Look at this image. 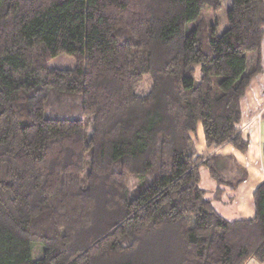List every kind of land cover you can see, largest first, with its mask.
I'll list each match as a JSON object with an SVG mask.
<instances>
[{
	"label": "trees",
	"instance_id": "trees-1",
	"mask_svg": "<svg viewBox=\"0 0 264 264\" xmlns=\"http://www.w3.org/2000/svg\"><path fill=\"white\" fill-rule=\"evenodd\" d=\"M207 8L221 0H0V264L264 263V183L255 218L228 222L210 202L243 178L195 148L201 127L206 149H247L264 0H232L220 35ZM61 55L73 67L49 68Z\"/></svg>",
	"mask_w": 264,
	"mask_h": 264
},
{
	"label": "crops",
	"instance_id": "crops-1",
	"mask_svg": "<svg viewBox=\"0 0 264 264\" xmlns=\"http://www.w3.org/2000/svg\"><path fill=\"white\" fill-rule=\"evenodd\" d=\"M261 70L252 78L248 89L240 101L241 118L237 126L238 134L246 141L247 149L239 152L232 145H223L217 150L204 147L199 154H219L227 156L225 177L228 179L239 175L242 183L232 192L222 191L217 199L211 200L214 211L228 222L252 220L255 218L254 190L264 183L262 144L264 141V37L260 46ZM201 145V146H202ZM201 148V147H200ZM240 171V172H239ZM201 187L213 192L216 183L206 171L205 181L200 178ZM205 183V184H204ZM245 264H264L248 260Z\"/></svg>",
	"mask_w": 264,
	"mask_h": 264
},
{
	"label": "rangeland",
	"instance_id": "rangeland-1",
	"mask_svg": "<svg viewBox=\"0 0 264 264\" xmlns=\"http://www.w3.org/2000/svg\"><path fill=\"white\" fill-rule=\"evenodd\" d=\"M231 2H232V0H221L222 9L218 12L212 13V11L209 10L208 8L204 9L200 15L199 20L202 19L204 21V23H206V24L207 23L212 24V23L216 22L217 25L215 26L216 27L215 30H217L218 35L222 34L224 32V29L227 27L226 13L231 8ZM192 24H194V23H192ZM73 64H74V60H72L68 56L61 55V57L50 60L48 67L49 68H56V69H60V70L71 69L73 67ZM145 84L142 86L143 90H145L147 88V86ZM196 136H197V140L195 141V148H196L197 152L199 153L203 149H205V148H203V145H202L203 136H202L201 127L198 128ZM199 171H200V178L204 182L206 171L203 168H201ZM31 248H32V252H31L32 260L40 258L41 254H42V248L40 247V245L34 243L31 246Z\"/></svg>",
	"mask_w": 264,
	"mask_h": 264
}]
</instances>
